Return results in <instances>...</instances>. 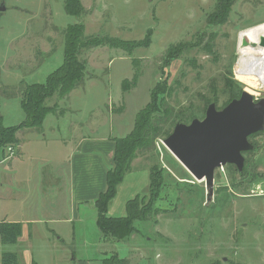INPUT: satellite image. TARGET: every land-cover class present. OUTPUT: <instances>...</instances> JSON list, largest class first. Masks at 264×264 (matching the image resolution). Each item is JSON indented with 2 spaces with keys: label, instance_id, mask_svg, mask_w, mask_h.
Wrapping results in <instances>:
<instances>
[{
  "label": "rangeland",
  "instance_id": "1",
  "mask_svg": "<svg viewBox=\"0 0 264 264\" xmlns=\"http://www.w3.org/2000/svg\"><path fill=\"white\" fill-rule=\"evenodd\" d=\"M81 1L83 11L76 16L66 12L65 0H0L3 124L24 120L22 89L43 83L63 63L68 25L83 23L86 36L129 41L149 36L148 46L128 51L108 44L81 50L79 58L87 63L88 76L71 95L46 101L51 106L57 101L58 107L46 115L41 128L46 140L54 142L60 136L73 140L71 128L78 123L86 135L121 138L134 128L136 115L148 105L154 88L161 101L162 132L150 147L136 153L134 173L126 179L112 212L127 213L128 191L145 180L146 172L138 167L159 170L164 183L153 200L150 191L142 197L143 218L128 238L105 242L95 206L81 208L82 220L61 221L73 215L69 195L65 191L58 204L52 187L57 180L51 167L55 153L44 155L40 149V156L51 162L37 161L29 168L43 167V175L51 180L46 177L42 185L30 182L28 214L51 220L36 229L32 253L22 249L18 264H101L115 253L129 258V264H264V131L249 138L254 148L243 152L242 171L232 163L216 168L212 194L205 180L191 175L163 142L177 123L203 119L211 103L221 110L249 87L235 74L238 33L264 21V0ZM45 39L48 55L40 51ZM135 72L137 82L125 90L123 82H131ZM252 90L254 99L264 98L263 89ZM54 149L60 150L55 144ZM34 183L43 199L37 197ZM6 246L18 253L15 244Z\"/></svg>",
  "mask_w": 264,
  "mask_h": 264
},
{
  "label": "trees",
  "instance_id": "2",
  "mask_svg": "<svg viewBox=\"0 0 264 264\" xmlns=\"http://www.w3.org/2000/svg\"><path fill=\"white\" fill-rule=\"evenodd\" d=\"M65 10L70 15L80 16L83 11L81 0H65ZM149 36L141 40H125L112 36H86L83 23L76 22L68 25L65 31V48L63 63L57 69L49 73L43 83H30L22 90L21 105L26 113V117L15 126H5L0 114V147L5 149L15 146L19 142L16 132L21 128L40 127L45 121L46 115L56 111L57 105H49L46 101L57 96L64 98L69 95L74 88L88 76L87 63L79 58L80 51L84 48L108 44L115 48L129 50L136 46H148ZM139 78L135 72L132 81L125 80L123 87L129 90ZM154 89V88H153ZM151 91L150 102L137 113L134 128L129 134L121 138H114V164L107 170V187L100 192L95 199V207L98 210L96 223L104 241H123L135 229L136 221L143 218L144 209L141 207L142 197L150 191V198L158 194L160 186L164 183V178L159 170L154 167L150 170V184L144 193H139L136 197L126 202L127 213L120 217L109 214V204L116 196L119 185L122 183L126 173L132 170V160L136 153L144 148L150 147L151 142L160 134L162 128L161 101L159 93ZM153 114H157L154 118ZM22 224L18 222H0V241L2 244H16L22 234ZM3 264H18V256L15 252L5 250L2 253ZM130 259L121 258L117 253L105 257L102 264H129Z\"/></svg>",
  "mask_w": 264,
  "mask_h": 264
},
{
  "label": "crops",
  "instance_id": "3",
  "mask_svg": "<svg viewBox=\"0 0 264 264\" xmlns=\"http://www.w3.org/2000/svg\"><path fill=\"white\" fill-rule=\"evenodd\" d=\"M44 44L45 45L43 46V48H40V51L42 52V54L44 53L48 55V44L46 39ZM64 48L65 46L63 47V49ZM54 52H52V54L50 55H53ZM34 59H37V51L34 54ZM79 85H77L76 87H78ZM76 87L74 88V90L76 89ZM74 90L69 95H71ZM55 98L58 97L55 96ZM53 104L57 105L58 107L57 101L53 102ZM53 112L52 114H54ZM20 122L15 124H19ZM15 124L5 126H15ZM79 124L80 123L76 124L75 128H71V133L74 137L71 141L65 139L62 136L57 137L55 142L54 140L47 141V134L46 132L42 134L43 130L41 126H34L30 128H21L16 132V135L19 138V142L15 144V146H13V149L15 150L13 155L9 156L8 148L3 149L0 147V222L19 221L22 224V234L19 236L18 242L15 244L18 252L15 253L17 255H19V252L21 253L22 249L28 251L29 253H32L31 247L33 244L32 239L34 236V232L36 231V229H38V227H42V222L48 224V222L51 220L45 219L48 217H37L32 219L28 214V209L30 208V205L32 203L29 197V191L31 188L28 187L30 182H32L34 179L37 184L42 185L43 182L46 181V177H48L49 181L51 180L50 175H47L46 177L45 175H43V167H40V169L30 170L31 166L29 165L36 166L35 162L37 161L44 163H46L47 161V163L49 164L51 160H49L48 158H44L43 156L46 155V153H55L56 158L54 160V166L52 165L51 167L55 168L56 170L57 180L56 184H53L52 187H56V194H58V204L61 203L60 196L62 194L64 196L65 191H67V194L69 195V199L67 200L70 201L73 211V215L67 217L63 216V218H61V221H72V219L82 220V215L80 213L81 208L85 206H95V199L99 196L100 192L104 191L107 187V170L114 164L113 158L115 147L113 135H86L82 131V128ZM51 130L53 132V126L51 127ZM26 144H28L29 146L28 149L25 148ZM54 144L60 150L55 151ZM40 149L43 150L42 154L44 155L42 157L38 152ZM138 168L144 169V171L146 172L142 173L145 177V180L139 183V188L137 187V185L130 189V191H128L130 192V197L124 199L125 206L128 200L136 197L139 193H144L149 187L150 169L147 167ZM132 173H134L132 172V170L126 173V175L124 176L125 178L118 187L116 196L111 200L109 204V214H113L112 216H115V214L117 213L116 212L114 214L112 212L116 204L115 200L119 197L121 192L126 189L124 188V183L126 179L131 177L130 175H132ZM129 183L131 186V183H133L132 180ZM141 187L146 188L145 190L141 191L139 190ZM34 189L36 191V194L38 193V197L40 190L39 187H36V184L34 185ZM38 198L43 199L42 196ZM56 203L57 200H52V205H56ZM117 210L118 209H115V211ZM33 223L37 224L36 227L32 225ZM6 247V244H2V241H0V264H3L2 253L6 250ZM29 263L34 264L33 261Z\"/></svg>",
  "mask_w": 264,
  "mask_h": 264
},
{
  "label": "water",
  "instance_id": "4",
  "mask_svg": "<svg viewBox=\"0 0 264 264\" xmlns=\"http://www.w3.org/2000/svg\"><path fill=\"white\" fill-rule=\"evenodd\" d=\"M205 114L177 123L163 142L191 175L205 180L212 194L216 168L232 163L242 171L243 152L254 148L249 137L264 131V98L256 100L244 90L221 110L211 103Z\"/></svg>",
  "mask_w": 264,
  "mask_h": 264
},
{
  "label": "bare ground",
  "instance_id": "5",
  "mask_svg": "<svg viewBox=\"0 0 264 264\" xmlns=\"http://www.w3.org/2000/svg\"><path fill=\"white\" fill-rule=\"evenodd\" d=\"M238 38L236 77L249 85V93L264 90V21L240 29Z\"/></svg>",
  "mask_w": 264,
  "mask_h": 264
},
{
  "label": "built area",
  "instance_id": "6",
  "mask_svg": "<svg viewBox=\"0 0 264 264\" xmlns=\"http://www.w3.org/2000/svg\"><path fill=\"white\" fill-rule=\"evenodd\" d=\"M8 151H10V154L13 155L15 150L13 149V146L8 147Z\"/></svg>",
  "mask_w": 264,
  "mask_h": 264
},
{
  "label": "flooded vegetation",
  "instance_id": "7",
  "mask_svg": "<svg viewBox=\"0 0 264 264\" xmlns=\"http://www.w3.org/2000/svg\"><path fill=\"white\" fill-rule=\"evenodd\" d=\"M260 132H261V131H260ZM256 134H259V132H256ZM256 134H253V135H256ZM251 136H252V135H251ZM251 136H250V137H251ZM250 137H249V138H250ZM263 148H264V147H263Z\"/></svg>",
  "mask_w": 264,
  "mask_h": 264
}]
</instances>
